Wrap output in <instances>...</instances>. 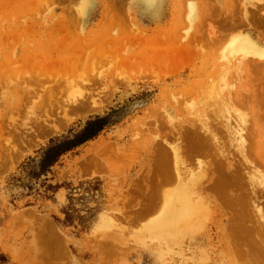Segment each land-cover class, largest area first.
I'll return each instance as SVG.
<instances>
[{"label": "rangeland", "instance_id": "374dc122", "mask_svg": "<svg viewBox=\"0 0 264 264\" xmlns=\"http://www.w3.org/2000/svg\"><path fill=\"white\" fill-rule=\"evenodd\" d=\"M242 35L264 48V0H0V264L197 263L169 225V151L187 177L214 178L209 161L226 150L232 168L264 173V59H240L244 73L232 76L244 162L206 107L205 84ZM95 116L98 136L47 174L63 186L50 199L37 195L41 172L31 193L9 187L50 138ZM197 149L207 152L190 157ZM70 193L81 215L95 209L88 230L62 223Z\"/></svg>", "mask_w": 264, "mask_h": 264}, {"label": "bare ground", "instance_id": "6f19581e", "mask_svg": "<svg viewBox=\"0 0 264 264\" xmlns=\"http://www.w3.org/2000/svg\"><path fill=\"white\" fill-rule=\"evenodd\" d=\"M223 54L222 60L226 58L222 65L224 67L205 84L207 91L206 98L205 96L204 98L211 103H208L206 107L211 105V109L214 108L211 112L219 114L220 119H224L226 122L227 135L229 134L232 140L230 143L233 142L234 151L244 162L246 157L243 152L245 151L243 150L244 140L242 143V135H239L238 125L240 123L236 124V117L235 119L231 117L233 115L228 109V104L232 105L229 103L231 102L229 94L235 80L239 79L240 81L242 73H244L241 69L240 59L251 58L252 61H261L264 59V48L259 47L248 35H242L231 40ZM229 60L234 61L231 62L234 66L230 64ZM229 65L236 68L234 75L229 72ZM232 76L235 80H232ZM232 81L234 83L231 85ZM229 83L230 88H228ZM232 118L233 122L236 121L235 124L229 122ZM217 119L219 120V118ZM212 143L214 144V142ZM169 152H171L170 172L172 176L169 180H172V185L174 183L176 185L174 192L168 197L170 204L168 210L172 218L169 225L175 245L178 247L183 242L185 244L184 240L183 242L180 240L181 233L184 232L188 246L192 247L191 262L196 261V256L198 258V262H193V264L264 263V173L253 167V163L251 166L248 161L245 162V165L242 163L243 168L235 169V166L232 168L233 164H229V160L232 159L229 156L231 154H228L227 150L226 153L221 151L218 153L216 150L215 159L209 155L211 158L209 162L212 159L215 160V164H213L216 165L218 173L215 172L216 170L213 172L217 175L216 177L215 174L214 178L207 176L211 169L209 171L203 169L204 171H198L196 175H193L192 172L187 177L185 173L190 170L184 173L183 167L187 165L183 166L184 161L180 159L181 154L178 149L173 147ZM205 152L202 153L197 149L190 152L189 156L195 158L197 155H205ZM231 156L233 157V155ZM246 159L248 160V158ZM205 167H208V164ZM205 170H207V174ZM176 246L175 248H177ZM206 246H210V248L205 251ZM197 249L199 252L194 259L193 254Z\"/></svg>", "mask_w": 264, "mask_h": 264}, {"label": "trees", "instance_id": "16d2710c", "mask_svg": "<svg viewBox=\"0 0 264 264\" xmlns=\"http://www.w3.org/2000/svg\"><path fill=\"white\" fill-rule=\"evenodd\" d=\"M98 120V116L93 118L89 117L84 124L82 125L79 122L75 128H70L66 134H61L59 136L50 138L47 144L44 147H41L35 152L33 157L27 158L19 167V174L14 175L9 179L8 185L10 188L22 189L23 192L26 191L27 194L31 193L33 190V185L31 183V177L36 176L41 172L45 177L40 185L43 198L50 199L58 189L62 188L61 185H52L50 184V179L47 178V174L51 173L53 166L57 164L60 157L74 152L84 143H87L95 139L100 129L95 128V120ZM68 185V184H67ZM96 191L97 185L91 188L89 184L88 187L84 190L86 193L89 191ZM68 197L69 204L63 209V214L65 216L62 223L64 225H74L75 222L81 227V230H88L91 226V222L95 217V209L88 206H84V215L80 214V210L74 209L72 201L75 200L72 197V193ZM85 198L81 196L78 200H84Z\"/></svg>", "mask_w": 264, "mask_h": 264}]
</instances>
